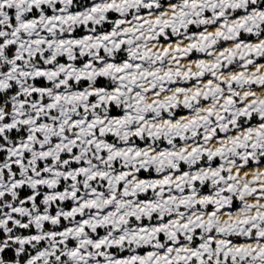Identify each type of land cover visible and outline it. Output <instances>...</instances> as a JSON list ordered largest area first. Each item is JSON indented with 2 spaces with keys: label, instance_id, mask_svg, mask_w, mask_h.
<instances>
[{
  "label": "snow or ice",
  "instance_id": "obj_1",
  "mask_svg": "<svg viewBox=\"0 0 264 264\" xmlns=\"http://www.w3.org/2000/svg\"><path fill=\"white\" fill-rule=\"evenodd\" d=\"M0 264H264V0H0Z\"/></svg>",
  "mask_w": 264,
  "mask_h": 264
}]
</instances>
